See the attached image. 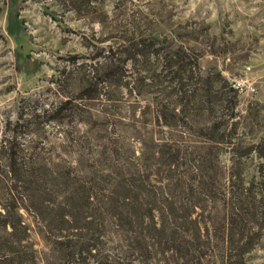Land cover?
<instances>
[{
    "label": "rangeland",
    "instance_id": "obj_1",
    "mask_svg": "<svg viewBox=\"0 0 264 264\" xmlns=\"http://www.w3.org/2000/svg\"><path fill=\"white\" fill-rule=\"evenodd\" d=\"M13 203L56 264H264V0H0Z\"/></svg>",
    "mask_w": 264,
    "mask_h": 264
},
{
    "label": "trees",
    "instance_id": "obj_2",
    "mask_svg": "<svg viewBox=\"0 0 264 264\" xmlns=\"http://www.w3.org/2000/svg\"><path fill=\"white\" fill-rule=\"evenodd\" d=\"M19 208L13 203L0 210L2 225L10 226V230L0 236V264H56V254L60 253L58 245H63V255H71V241H62L59 238L51 240L49 237H43L51 245L50 253L43 255L39 250L33 249L32 244L26 240V224L20 219L22 214Z\"/></svg>",
    "mask_w": 264,
    "mask_h": 264
}]
</instances>
